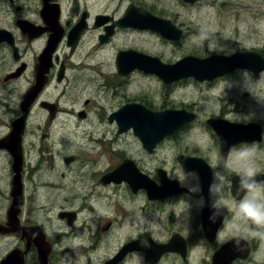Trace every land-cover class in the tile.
Here are the masks:
<instances>
[{
  "label": "flooded vegetation",
  "instance_id": "1",
  "mask_svg": "<svg viewBox=\"0 0 264 264\" xmlns=\"http://www.w3.org/2000/svg\"><path fill=\"white\" fill-rule=\"evenodd\" d=\"M244 1L0 0V264H264L236 217L237 151L264 180V0L253 26Z\"/></svg>",
  "mask_w": 264,
  "mask_h": 264
},
{
  "label": "clouds",
  "instance_id": "2",
  "mask_svg": "<svg viewBox=\"0 0 264 264\" xmlns=\"http://www.w3.org/2000/svg\"><path fill=\"white\" fill-rule=\"evenodd\" d=\"M235 158L239 168V171L236 172L239 179L235 184V190L237 196L240 197L236 206V217L255 225L256 229L260 230L255 235L264 239V180L257 178L259 174L254 162V153L251 149L237 151ZM232 160L233 157L230 154L223 170H212L213 178L209 192L212 197V207L216 209L217 213L222 209L224 181L227 173L235 170L231 165ZM189 190L192 192L198 191V185L190 186ZM211 219H215V214Z\"/></svg>",
  "mask_w": 264,
  "mask_h": 264
},
{
  "label": "rangeland",
  "instance_id": "3",
  "mask_svg": "<svg viewBox=\"0 0 264 264\" xmlns=\"http://www.w3.org/2000/svg\"><path fill=\"white\" fill-rule=\"evenodd\" d=\"M174 1L176 2V0H174ZM246 3H252V5H250V6L256 8V9H254V11L247 10V13H248L247 26H250V25L253 26L255 23H257V20L259 18V0H258V2L254 1V0H249L247 2L244 1V4H246ZM229 8L234 10L237 8V6L235 4L233 6H229ZM242 27H243V25H242ZM178 50L179 49L174 45H165L164 49H161L159 51H161L162 54L166 55L167 57L171 56V57H174V59H176L181 55V51L179 53Z\"/></svg>",
  "mask_w": 264,
  "mask_h": 264
},
{
  "label": "water",
  "instance_id": "4",
  "mask_svg": "<svg viewBox=\"0 0 264 264\" xmlns=\"http://www.w3.org/2000/svg\"><path fill=\"white\" fill-rule=\"evenodd\" d=\"M168 30H169V27H167V29H166V35L168 34L167 37H168V38H171V39H174V38H175L174 34H173L172 32H170V31H168ZM188 62H189V59H185L184 62L181 63V64L188 65ZM175 66L177 67L178 64L175 65ZM175 66H174V67H175ZM19 124L22 125L21 123H19V120L16 121L15 124H14V127H13V128H14V129L17 128V125H19ZM169 125H170V124H169ZM14 133H15V132H14ZM12 136H13V134H12ZM140 136H142V138L144 139V137H143V136H144L143 133H142ZM15 137H16V135H15ZM17 138H18V137H17ZM15 156H16V155H15Z\"/></svg>",
  "mask_w": 264,
  "mask_h": 264
}]
</instances>
